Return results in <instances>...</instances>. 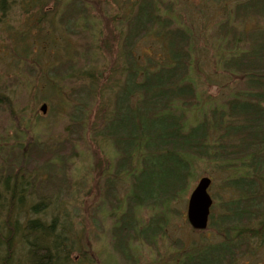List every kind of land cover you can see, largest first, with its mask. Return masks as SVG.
I'll list each match as a JSON object with an SVG mask.
<instances>
[{
  "label": "trees",
  "instance_id": "16d2710c",
  "mask_svg": "<svg viewBox=\"0 0 264 264\" xmlns=\"http://www.w3.org/2000/svg\"><path fill=\"white\" fill-rule=\"evenodd\" d=\"M94 1L103 0H0V29L13 44L19 62L33 58L32 43L39 42L41 50L33 59L39 64L52 43L51 47L57 48L54 39L58 36L45 32L48 26L63 29L71 36L84 24L96 28V35H103L104 22L96 20L89 10ZM122 1L124 20L116 27L121 37V65L116 64L110 71L115 68L114 74L124 75V81L119 79V84L113 85L118 88L116 92L113 89V105L109 109L103 105L97 112L104 123L102 136L112 142L117 157L115 176L103 172L106 203L121 209L116 179L126 175L131 180L125 209L112 214L114 247L126 258L134 240L148 242L163 234L172 215L171 203L190 191L191 180L197 178L194 163L208 160L227 174L223 194L219 195L217 221H213L216 204H212L209 215L211 224L221 228L224 239L193 246L177 264H236L248 252L256 254L264 249V24L257 20L264 18V0H236L231 8L230 4L224 6L227 17L218 26L222 36L219 62L227 71L241 76L247 89L231 94L227 110L223 104H209L198 91L192 28L181 24L163 0ZM15 7L25 13L18 25L9 17ZM52 18L57 20L56 25ZM235 18L244 22L242 31L234 25ZM251 19L254 23L247 27ZM256 28L257 34L253 33ZM43 33L51 42L46 37L42 40ZM145 40L151 46L142 48ZM62 48L66 54L62 64L53 61L45 76L54 84L57 79L74 78L73 96L81 103H74L70 126L80 128L94 85L100 94L104 93L100 83L105 72L77 69L81 53L76 45L67 41ZM106 48L111 56L110 48ZM75 71L80 72L79 77ZM82 74H86L90 85L74 87L76 81L83 80ZM0 84L1 104L6 103L2 95L6 86ZM201 101L206 103L201 105ZM19 111L13 112L20 116L23 111ZM24 141L27 144L18 143L17 147L27 146L28 152L15 157L12 167L0 175V264H72L74 253L78 256L75 264H101L94 261L90 245H84L80 236L73 234V219L63 209L60 195L49 194L56 190L43 189V184H64L57 180L55 165L59 164V171L65 173L63 162L68 156L62 155V148L48 147L39 136H24ZM40 173L48 178L42 176L38 191L33 177ZM144 206L152 207L155 215L141 225L136 213ZM157 207L163 209L158 214Z\"/></svg>",
  "mask_w": 264,
  "mask_h": 264
},
{
  "label": "rangeland",
  "instance_id": "374dc122",
  "mask_svg": "<svg viewBox=\"0 0 264 264\" xmlns=\"http://www.w3.org/2000/svg\"><path fill=\"white\" fill-rule=\"evenodd\" d=\"M230 1L231 3L223 4V1L218 0H163L165 6L170 7L172 14L178 17L180 23L192 28L194 32L193 56L198 65V69L195 70L198 91L206 101L211 102L209 104H223L224 110L228 108L227 102L232 93L247 91L244 79L227 71L219 62V38L222 36L218 26L227 17L224 6L230 4L231 8V5L236 3V0ZM49 4L50 6H48ZM122 4V0L94 1L90 4L89 10L92 15L96 17V20L100 19L101 22H104L102 24L104 32L101 36L95 34L96 28L84 24L78 26L76 32L71 36L66 35L63 29L58 31L48 28V26L46 29L49 31L45 30V32L58 36V40L56 37L54 39L57 48L51 47L54 45L53 43L48 50L45 48L47 51L40 58L39 64L33 60L41 50L39 42L32 43L35 53L33 58L19 62V59L14 56L13 44L6 39V33L0 29V83L6 86L2 93L6 103L0 104V175L4 169L12 167L15 157H18L22 152H28L27 146L21 149L17 147L18 143L27 144L24 141V136L26 139L30 135L39 136L43 142L49 145L48 147L62 148V151L60 150L62 155L68 156L63 162L66 174L59 171L62 169L59 164L55 165L57 180L59 182L63 180L64 184L60 185L59 183L57 186L43 184L46 187L43 189L45 191L56 190L55 192L50 191L49 194L60 195L63 209L73 219V234H78L84 245H90L94 261L99 260L97 262L101 264H177L185 253L192 250L193 246L215 244L224 239L221 228L212 225L210 219L204 230L191 229L187 218V206L190 194L199 179L209 176L212 178L209 193L213 198V205L216 204L213 221H217L218 212H220L218 207L221 201L220 196L223 194L221 189L224 187L223 180L227 174L221 171L214 161L195 162L194 169L197 178L191 180L190 191L171 203L172 215L169 217V223L164 233L150 238L148 242L134 240L131 242L130 254L126 258L115 249L112 235L114 224L112 214L120 213L125 209V198L130 190L131 180L126 175H121L116 179L117 198L120 203L122 202L121 209L106 203L104 195L106 177H104L105 174L103 176V172L109 176H115L117 157L113 154L115 148L112 142L102 136L104 123L97 112L103 109V105H106L107 109L113 105L115 99L113 89L115 92L118 89L113 85L117 86L120 81H124V75L114 74L115 68L112 72L110 71L116 64V67L121 65L119 58L121 37L116 27L124 20ZM48 5L47 12L49 14L52 9L51 2ZM12 9L14 10H11L10 20L15 19L18 25L19 19L24 20L25 13L21 12L18 7ZM52 20V23L56 25L57 20L55 18ZM254 20L251 19L246 26H251V22L254 23ZM257 20L258 23L264 24V18L259 17ZM233 23L239 27V31H242L244 22L235 18ZM7 26L13 27L14 23H8ZM258 31L259 28H256L253 33L257 34ZM60 34L64 36L62 35L61 38ZM45 37L46 41L50 40V37L43 33L42 40ZM146 40L148 41V39ZM146 40L141 43L142 48L144 45L151 46ZM67 41L73 42L81 53L77 59V69L85 68L86 71L91 70L95 74L101 72L104 74L105 72L100 83L104 93L100 94L98 86L94 85L95 91L93 96L88 98L87 113L80 128L70 126L74 103H81L78 98L73 96L72 82H74V78L57 79L59 81L56 80L57 83L54 84L48 82L47 76H45L50 69L48 66L53 61L58 66L62 64V58L66 56L62 47L67 44ZM2 42L4 43L1 44ZM86 45L89 47L85 48ZM105 46L110 48L111 56L107 54ZM94 52L98 54L95 55ZM79 73L75 71L78 77ZM84 75L86 74L81 75L83 80L76 81L78 85L74 87L90 85L89 79L87 80ZM52 89L59 90L62 94H58ZM44 103L48 105L45 113L40 110ZM204 103L206 102L201 101V105ZM20 109L19 112L23 111L20 115L21 118L13 112ZM188 115H192V112ZM22 132H25V135ZM68 141L71 146L67 143ZM135 164L139 167L138 160ZM15 169L17 170V168ZM18 169L21 171L20 168ZM101 172L102 176L99 175ZM42 176L43 173H40L39 177H33V181L36 180L35 189L37 187L38 191L41 187ZM43 178H48V175L44 174ZM64 185L67 187L65 191L62 189ZM37 195L39 194H36V197H38ZM224 197L222 196V198ZM158 208H155L158 210H156L157 214L163 210L162 207ZM211 210L213 211V209ZM153 212L154 209L152 210L150 206L138 209L136 217L139 219V223L147 224L155 215ZM57 216L59 217V215ZM263 250L256 254L253 251L248 252L236 264H264ZM72 259V264H75L78 260L76 253L73 254Z\"/></svg>",
  "mask_w": 264,
  "mask_h": 264
},
{
  "label": "water",
  "instance_id": "95a60500",
  "mask_svg": "<svg viewBox=\"0 0 264 264\" xmlns=\"http://www.w3.org/2000/svg\"><path fill=\"white\" fill-rule=\"evenodd\" d=\"M42 112L47 111V104L40 107ZM212 180L209 176L201 177L192 191L187 209V217L191 226L195 229H205L210 215L213 200L208 192Z\"/></svg>",
  "mask_w": 264,
  "mask_h": 264
}]
</instances>
